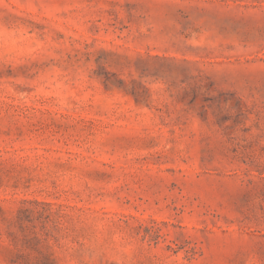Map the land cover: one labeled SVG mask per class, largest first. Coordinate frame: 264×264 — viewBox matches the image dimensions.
<instances>
[{"label":"rangeland","instance_id":"rangeland-1","mask_svg":"<svg viewBox=\"0 0 264 264\" xmlns=\"http://www.w3.org/2000/svg\"><path fill=\"white\" fill-rule=\"evenodd\" d=\"M0 264H264V0H0Z\"/></svg>","mask_w":264,"mask_h":264}]
</instances>
